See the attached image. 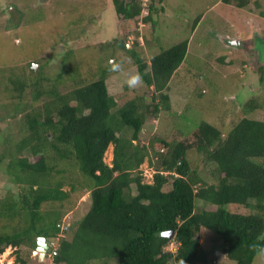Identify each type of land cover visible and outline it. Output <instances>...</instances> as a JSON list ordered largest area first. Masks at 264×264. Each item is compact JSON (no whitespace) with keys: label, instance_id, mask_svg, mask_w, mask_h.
<instances>
[{"label":"trees","instance_id":"16d2710c","mask_svg":"<svg viewBox=\"0 0 264 264\" xmlns=\"http://www.w3.org/2000/svg\"><path fill=\"white\" fill-rule=\"evenodd\" d=\"M112 3L125 20L140 15L141 8L133 1ZM187 46L185 40L161 50L151 58L149 73L139 56L132 54L144 84L161 100L152 106V115L169 109L165 90L185 59ZM35 73L30 84L42 89L49 79ZM258 73L262 81L264 67ZM11 82L13 97L21 100L26 85L19 79ZM34 94H38L34 99L42 96L41 91ZM143 98L117 107L105 79L99 78L43 103L41 120L32 109L23 115L20 133L25 131V136L15 150L36 159L0 157V163L6 161V170H17L19 176L0 182V221L8 220L9 224L20 220L11 233L0 234V257L7 252L25 264L20 258L22 246L35 249L38 238L45 237L54 264H101L112 257L118 264H209L199 237L207 231L222 241L218 250L225 260L253 264L259 253L263 258L264 163L259 160L264 159V121L244 116L222 133L201 120L190 132L178 133L168 141L157 138L148 146L135 145L148 120L142 111L148 108ZM263 107L254 98L244 104L246 112ZM155 141L161 143L157 151ZM110 145L111 166L104 162ZM191 149L215 165V183H206L192 170L186 156ZM50 150L57 160L75 162L78 170L93 181L92 186L86 185L90 206L73 223L72 234L60 227L62 215L55 207L66 211L72 207L76 189L66 191L61 181H51L54 165L45 161ZM145 160L154 168L151 183L143 182L140 167ZM197 201L201 205L194 212ZM233 205L254 211L242 213L227 208ZM45 207L54 209L43 213ZM169 231L174 232L172 239L160 235ZM173 243L177 248L167 251Z\"/></svg>","mask_w":264,"mask_h":264},{"label":"rangeland","instance_id":"374dc122","mask_svg":"<svg viewBox=\"0 0 264 264\" xmlns=\"http://www.w3.org/2000/svg\"><path fill=\"white\" fill-rule=\"evenodd\" d=\"M131 1L141 8L140 15L133 20L119 16L112 0H0V157L3 156V160L8 156L30 157L27 152L19 150L22 154L15 150L25 136V131L20 133L24 114L32 109L41 120L43 103L99 78L105 79L117 107L136 97H144L143 105L148 107V112L142 111L148 120L138 135L139 141L133 142L135 145L148 146L157 138L168 141L178 133L190 132L193 124L201 120L222 133L244 116L264 121V107L249 112L244 108L250 98L264 105V77L258 80V69L264 67V59L257 62L259 51L253 47V40L262 39L253 35L255 31L252 36L250 33L251 21L257 19L252 15L264 17V0H248L243 7H237L240 3L237 0L225 4L220 0H119L124 4ZM258 23L262 35L264 20ZM235 31H238L236 39L225 36V32L231 35ZM241 36L243 41L237 38ZM185 40L187 55L165 90L169 109L152 115V106L161 100L153 88L144 84L132 54L139 56L149 73L152 57ZM219 58L223 59L222 63L218 62ZM35 71L49 79L42 84V89L30 84ZM17 79L26 85L21 100L13 97L11 89V81ZM35 91H41L42 96L34 99L38 95ZM154 143L155 151L159 150L161 143ZM162 151L165 152L164 147ZM186 156L199 178L208 184L216 182L213 163L193 149ZM112 157L113 146L110 145L104 154V162L109 166ZM45 161L54 165L51 181H61L66 191L71 187L76 189L72 192V207L67 211L53 204L62 215L60 227L68 228L66 230L72 234L73 223L78 222L90 206L86 185L92 186L93 181L70 159L57 160L52 150L46 153ZM5 162L0 163V182L19 177L17 170H6ZM259 163H264V159ZM140 168L143 182L151 183L154 168L147 160ZM200 205L197 201L194 212L199 211ZM227 208L242 213L254 211L234 205ZM53 209L45 207L43 213ZM2 220L0 234L11 233V228L20 224L18 218L9 224L8 220ZM199 237L209 264H235L222 258L218 250L222 241L217 236L203 231ZM177 246L173 243L167 248L175 250ZM35 251L36 248L22 246L20 258L25 264H54L50 251L42 259ZM260 254L253 264L263 263L264 256ZM0 264L20 263L14 255L5 252ZM101 264L118 262L112 257Z\"/></svg>","mask_w":264,"mask_h":264},{"label":"flooded vegetation","instance_id":"af4514ba","mask_svg":"<svg viewBox=\"0 0 264 264\" xmlns=\"http://www.w3.org/2000/svg\"><path fill=\"white\" fill-rule=\"evenodd\" d=\"M222 3H224L223 2V0H220ZM237 1H242V0H237ZM255 1V0H254ZM230 2H231V0H230ZM229 2V3H230ZM248 3V0H244L243 1V4H241V6H237V7H243V6H245L246 4ZM225 4V3H224ZM256 5V4H255ZM253 7H255L254 5L252 6V8ZM261 13H263L262 11H260ZM254 18L255 17H257V19H255V20H252L251 22H252V26H253V29H251L252 31H250V33H251V36H252V33H253V35L254 34H257L258 35V37H260L261 39H262V41H260V40H253V47L255 48V49H258L257 51H259L258 52V58H259V55L262 53L263 54V52H264V33L261 35L260 34V32H259V26H260V24L258 23V21H262V20H264V17H258V16H255V15H252ZM232 26V25H231ZM197 27L195 26V29H196ZM225 33H227V34H229L228 32H225ZM247 33H249V31H247ZM234 34H238V31H235L234 32ZM232 35V34H231ZM238 38V40H240V41H243V39L242 38H244L243 36H241L240 37V39H239V37H237ZM242 39V40H241Z\"/></svg>","mask_w":264,"mask_h":264},{"label":"water","instance_id":"95a60500","mask_svg":"<svg viewBox=\"0 0 264 264\" xmlns=\"http://www.w3.org/2000/svg\"><path fill=\"white\" fill-rule=\"evenodd\" d=\"M260 57V61L263 62L264 59V52L263 54L261 53L259 55ZM174 232L173 231H169V232H163L160 235L162 237H167L168 239H172ZM35 252H39V258L42 259L45 255L46 252H48V244H47V239L45 237H39L37 240V247H36V251Z\"/></svg>","mask_w":264,"mask_h":264},{"label":"crops","instance_id":"0c3cea01","mask_svg":"<svg viewBox=\"0 0 264 264\" xmlns=\"http://www.w3.org/2000/svg\"><path fill=\"white\" fill-rule=\"evenodd\" d=\"M225 36H227V37H229V38L232 36V37H234V38L236 39V34H232V35H230V34H227V33H226Z\"/></svg>","mask_w":264,"mask_h":264},{"label":"clouds","instance_id":"9594fccd","mask_svg":"<svg viewBox=\"0 0 264 264\" xmlns=\"http://www.w3.org/2000/svg\"><path fill=\"white\" fill-rule=\"evenodd\" d=\"M137 79H139V78L137 77ZM47 244H48V240H47ZM48 248H49V245H48ZM166 250L167 251H172V249H168L167 247H166Z\"/></svg>","mask_w":264,"mask_h":264},{"label":"bare ground","instance_id":"6f19581e","mask_svg":"<svg viewBox=\"0 0 264 264\" xmlns=\"http://www.w3.org/2000/svg\"><path fill=\"white\" fill-rule=\"evenodd\" d=\"M108 155V154H107Z\"/></svg>","mask_w":264,"mask_h":264}]
</instances>
